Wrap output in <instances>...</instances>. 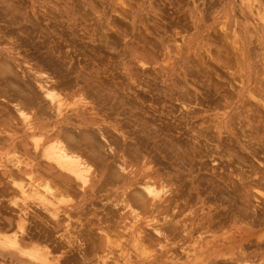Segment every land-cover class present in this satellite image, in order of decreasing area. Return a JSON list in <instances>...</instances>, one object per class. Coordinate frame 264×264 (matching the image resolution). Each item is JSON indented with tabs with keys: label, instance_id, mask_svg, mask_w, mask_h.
Here are the masks:
<instances>
[{
	"label": "rangeland",
	"instance_id": "obj_1",
	"mask_svg": "<svg viewBox=\"0 0 264 264\" xmlns=\"http://www.w3.org/2000/svg\"><path fill=\"white\" fill-rule=\"evenodd\" d=\"M263 10L264 0H0V62L38 98L23 121L0 95V264H264L233 261L256 251L246 234L264 239L253 224L264 222ZM62 127L100 154L79 152L92 173L83 190L42 151ZM8 170L25 188H58V220ZM115 171L150 173L159 208L121 204L122 185L104 182ZM136 215L144 238L131 234Z\"/></svg>",
	"mask_w": 264,
	"mask_h": 264
},
{
	"label": "bare ground",
	"instance_id": "obj_2",
	"mask_svg": "<svg viewBox=\"0 0 264 264\" xmlns=\"http://www.w3.org/2000/svg\"><path fill=\"white\" fill-rule=\"evenodd\" d=\"M261 8V7H260ZM256 12V11H255ZM264 12V10H263ZM118 18V17H117ZM1 59V57H0ZM1 65L5 66V63L4 62H0ZM6 67V66H5ZM58 69V68H57ZM56 70V69H55ZM61 70V69H60ZM48 71V70H47ZM62 71V70H61ZM13 74L12 77H13V81H12V77L8 78V76H6V74ZM37 73V72H36ZM16 72L11 70V69H8V67L5 68H0V76H2L3 78L0 80V84H1V89H0V95L5 99V101L8 99L15 102L13 104V109H15V112L17 114V117H19L20 119H23L24 120H27L29 119V115H27V113H25V110H27L29 107H32V106H35L34 108L37 107V100L38 98L36 99L35 95L33 96L32 94H25V95H22L24 90L21 86H19V84H16L18 83V81H15L14 82V76H16ZM42 75V74H41ZM59 75V74H58ZM47 76V75H46ZM29 78V77H28ZM40 78V77H39ZM42 79V78H41ZM16 80V79H15ZM26 81V80H25ZM30 81V80H29ZM37 81V80H36ZM43 85H47L46 84V81L42 80ZM27 83V82H26ZM25 83V84H26ZM29 83V82H28ZM36 83V82H35ZM51 84V82H50ZM53 84V83H52ZM49 85V84H48ZM26 86H30L28 84H26ZM39 86V85H38ZM58 87V86H57ZM40 89H44V97L50 101H53L55 98H54V93L53 91H51L52 89H45V87H42L40 86ZM28 91V89H27ZM43 91V90H42ZM82 98V97H81ZM8 103V102H7ZM6 104V103H5ZM54 104V102H53ZM7 105V104H6ZM60 105V104H59ZM54 106V105H52ZM27 108V109H26ZM55 108V107H54ZM56 108H60L58 106H56ZM55 108V109H56ZM30 109V108H29ZM54 115V114H53ZM19 119V120H20ZM7 120H9V117L7 118ZM69 120V119H68ZM10 121V120H9ZM8 122V121H7ZM25 127H26V130L28 131H32V127L33 126H30V124H25ZM99 129V128H98ZM34 132V131H33ZM97 132V131H96ZM103 132V131H102ZM68 132L66 131V128H61V129H58L56 132L54 133H51L50 135L54 137V140H53V143H51V146L48 145V143H46L48 145V148L46 149V151H44L45 147L43 148L42 147V151L44 152V156L47 160H50L51 162V165H53V167L59 169L57 171L59 172H63L65 173L67 176H69V178L72 179V182H74L76 185V183H78V185L80 186V188L84 187L87 182L89 181V178L91 176V165L89 164V162L87 161H84L81 156L79 155V152L84 151L85 153L88 154V156L90 157V160H97V158L100 160V154L99 152L96 150L97 146L94 145L95 142L93 140V138H87L84 134H81L82 132L79 131L78 134H75L74 137H71V135L67 134ZM45 134V133H44ZM60 134H67L66 138L64 139V137L61 135V137L64 139V141L66 140V142H61L59 141L58 138H60ZM104 134V133H103ZM93 135V134H92ZM73 136V135H72ZM32 137V136H31ZM89 137V135H88ZM94 137V135H93ZM51 141V140H50ZM98 142V141H96ZM36 140H34V150H36ZM33 144V145H34ZM129 144V143H128ZM122 146V145H121ZM128 145H125V147L123 148H120L121 150V155H124L126 154L127 156H131V154H128L127 152V147ZM39 147V146H38ZM142 148V147H140ZM38 149V148H37ZM143 149V148H142ZM141 149V150H142ZM134 151V149H133ZM169 150H166V151H162V154H164L165 157H163L164 159H168V154H170L168 152ZM123 152V153H122ZM140 151L138 149H135V152L134 155L135 157L138 159V153ZM151 152V151H150ZM41 153V152H40ZM119 153V152H118ZM132 153V152H131ZM171 156V155H170ZM135 157H132L131 158H135ZM17 158V157H16ZM135 158V160H136ZM121 159V162L119 161V164L117 163V165H119V169L121 171H124L125 170V164H126V161L120 157ZM16 160V159H15ZM134 160V159H133ZM155 160V159H154ZM173 160V158H172ZM24 161V160H22ZM101 161V160H100ZM157 161V160H156ZM176 161V160H174ZM10 162V161H9ZM14 163L12 164L13 168L15 169V171L17 172H22L23 170L21 169V163H19L17 160L16 162L13 161ZM49 162V161H48ZM95 162H98L95 161ZM28 163V162H27ZM100 163V162H99ZM98 164V163H97ZM26 165V164H25ZM101 165V164H100ZM9 166V165H8ZM24 166V165H23ZM28 166V165H27ZM4 167V166H2ZM100 167V166H99ZM118 169V170H119ZM145 171V170H144ZM14 171L12 170H8L7 171V174H8V177L10 178V180L13 178L14 174L12 173ZM58 172V173H59ZM18 175V174H17ZM20 175V174H19ZM21 176V175H20ZM19 176V177H20ZM25 176V175H24ZM28 176V175H26ZM25 176V177H26ZM65 176V175H64ZM142 178L141 179H136L137 177L135 175H133L132 177L129 176H126V175H123L121 172H118V171H115V172H112L109 174L108 177L104 178V182H107V183H117V184H121L122 185V192L124 197H122V201L121 204L123 203L125 205V207H129L130 204H133L136 206V208L140 207L142 210H145L147 209L148 207H156V208H159V205L157 204L158 202H160L161 200H163L165 198V194H163L161 191L162 189H164L163 187H155V184H150L152 181L154 182V179L151 177L152 175L149 173H143L142 175ZM16 177V175L14 176V178ZM22 177V176H21ZM31 176L27 177L30 181L32 178H30ZM17 178V177H16ZM23 178V177H22ZM22 178L20 179L21 181ZM26 178V179H27ZM66 178V177H65ZM24 179V178H23ZM18 180V179H17ZM151 180V182H150ZM12 181V180H11ZM33 181V180H32ZM26 182V181H24ZM152 182V183H153ZM159 183V182H158ZM39 184V183H38ZM38 184H31L29 183V186L28 188H25V185L22 184V182H16V181H12V185L17 188L16 190H18L20 193V196L23 198V199H26L28 197H34L36 199H39V202L38 203H42L43 204V208L46 209V211L49 212V215H50V218L52 219H56L58 220L57 218V213H56V202L54 203V200H57L56 199V193L60 192L58 188H53L52 186H49V185H46L42 188L44 190H41L39 188V185ZM66 184V183H65ZM71 185V184H70ZM161 185V184H160ZM163 185V184H162ZM170 185V184H169ZM42 186V185H40ZM69 186V185H68ZM77 186V185H76ZM78 187V186H77ZM86 187V186H85ZM133 187V189H132ZM79 188V187H78ZM81 188V189H82ZM136 189H138V191H135ZM41 190V191H40ZM83 190V189H82ZM165 191V190H164ZM163 191V192H164ZM169 194L172 192V191H169ZM164 193H167V192H164ZM216 193V192H215ZM27 195H31V196H27ZM216 196V195H215ZM33 198V199H34ZM170 198V197H169ZM215 198V197H214ZM169 200V199H167ZM171 200V199H170ZM58 201V200H57ZM59 202V201H58ZM62 202V201H61ZM40 203V204H41ZM119 204V203H118ZM138 206V207H137ZM50 207V211L48 208ZM123 207V208H125ZM126 209V208H125ZM149 209V208H148ZM118 211V210H117ZM240 213V215H242L243 213L240 211L238 212ZM242 213V214H241ZM130 214V213H129ZM239 215V214H238ZM239 215V216H240ZM244 216V214H243ZM119 219H121V217H119ZM55 220V221H56ZM139 218L137 217V215L133 218V221L131 222V224L129 225V228L131 229V234H134V231L137 232L138 236H143V234H140L138 231H137V225L139 224L138 221ZM165 220V219H164ZM233 220V219H232ZM255 220V219H253ZM24 220H20V222H18V229L20 231H22V229H24L23 227L24 226ZM253 224H257V225H264V222L263 220H260V221H257L256 223L253 221ZM153 227V226H152ZM262 229V228H261ZM160 230V229H159ZM158 229H155V233L156 234H159V235H163L161 234V232L159 231ZM164 231V230H163ZM162 231V232H163ZM176 231V230H175ZM168 232V231H167ZM142 233V232H141ZM145 234V233H144ZM170 234V233H169ZM165 235V234H164ZM255 235V234H254ZM256 236V235H255ZM250 237L251 234H246L242 239L244 240V242L246 243L245 246H248V247H251V246H254L256 248V251H253L251 253H248V254H245L244 256H240L239 258H236L234 259L233 261L235 262H238L239 259H249L251 257H257L258 259H263L264 258V243L262 238L260 237H264V236H259L258 239L260 241H255V243H250ZM144 238V236H143ZM257 239V240H258ZM12 245H17V241H16V238H12V241H11ZM69 243V241H68ZM260 250V251H259ZM24 253V252H23ZM30 255V254H29ZM31 256V255H30ZM259 260V261H260ZM250 263V262H249ZM252 263V262H251ZM232 264V263H231ZM235 264V263H233ZM262 264V263H261Z\"/></svg>",
	"mask_w": 264,
	"mask_h": 264
}]
</instances>
